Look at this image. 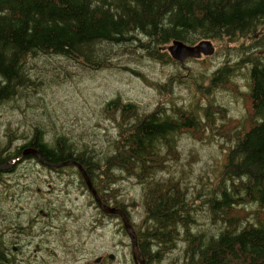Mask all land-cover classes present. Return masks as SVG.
<instances>
[{
	"label": "trees",
	"instance_id": "obj_1",
	"mask_svg": "<svg viewBox=\"0 0 264 264\" xmlns=\"http://www.w3.org/2000/svg\"><path fill=\"white\" fill-rule=\"evenodd\" d=\"M202 40L240 43L238 66L250 69L255 120L248 131L233 138L216 190L210 186L199 194L207 222H214L217 234L211 229L196 231L201 207L189 199L188 188L179 181L157 179L175 160L176 138L184 130L200 129V120L190 113L158 110L141 116L136 104L117 97L105 109L119 112L129 126L122 128L114 152L102 165L82 156L88 153L77 152L65 136H54L50 144L46 131L35 125L26 144L0 157V166L34 149L37 159L51 166L77 162L94 187L99 179L113 177L115 170L145 189L149 226L144 236L137 235L141 250L153 260L161 261L184 244L187 264H264V222L255 215L264 212V0H0V109L41 96L31 71L40 60L60 57L100 70L112 57L105 54L108 48L136 45L168 58L164 48L173 42L193 46ZM232 70L221 67L211 86L226 84ZM204 111L211 122L210 107ZM12 135L9 144L17 139ZM250 204L257 206L256 213L233 215Z\"/></svg>",
	"mask_w": 264,
	"mask_h": 264
},
{
	"label": "rangeland",
	"instance_id": "obj_2",
	"mask_svg": "<svg viewBox=\"0 0 264 264\" xmlns=\"http://www.w3.org/2000/svg\"><path fill=\"white\" fill-rule=\"evenodd\" d=\"M169 46L164 50L168 52ZM239 46L227 40L211 41L210 46H204L210 55L201 52L186 59L184 65L169 52L168 58L160 57L136 45L108 48L105 54L112 57L107 59L108 67L100 70L60 57L40 60L31 71L41 96L0 109V157L14 154L16 148L26 144L31 129L37 125L46 131L50 144L54 136H65L77 152L88 153L82 156L92 157L102 165L114 152L122 128L129 126L119 112L105 109L117 97L124 103L136 104L141 116L158 110L168 115L178 111L193 114L200 120L196 128L200 127L199 131L184 130L176 138L175 160L157 179L179 181L188 188L189 199L201 207L196 231L211 229L217 234L214 222H207L199 194L210 186L211 191L216 190L226 155L235 143L233 138L248 131L255 122L249 96L250 69L238 66ZM224 65L233 67L227 83L211 86L210 80ZM208 107L211 122L205 118ZM14 133L17 139L9 144ZM14 167L0 174V237L12 243L16 234L23 243L33 242L24 248V254L13 255L22 264H94L95 258L109 254L117 258L109 264H135L131 239L122 220L111 219L96 208L84 179L74 169L57 172L27 157ZM114 171L111 178L100 176L95 188L105 203L124 207L136 233L144 236L149 226L145 189L135 178L116 171L115 176ZM257 210L250 204L239 207L233 215L250 216ZM40 211L46 212L48 218L44 219ZM255 215L264 222V212ZM3 230L5 235H1ZM35 235L39 238L33 240ZM39 239L41 245L36 252ZM184 248L180 244L161 261L151 257L148 261L187 264Z\"/></svg>",
	"mask_w": 264,
	"mask_h": 264
},
{
	"label": "water",
	"instance_id": "obj_3",
	"mask_svg": "<svg viewBox=\"0 0 264 264\" xmlns=\"http://www.w3.org/2000/svg\"><path fill=\"white\" fill-rule=\"evenodd\" d=\"M207 44L210 46L211 42L210 41H207V42L203 41L199 45L189 46V45L184 44L183 42L175 41L168 48V51L170 52L171 57L173 59H175L176 61H179L181 63H184V61L186 59H189L190 57H192V58L197 57V56H199L201 54V52L202 53L204 52L205 54L210 55L211 53H209L208 51H205V48H204V46H206ZM211 51H212V49H211ZM28 150L31 151V153L29 155H32L34 157L39 158V156H40L39 152L37 150H34V149H26L22 153V158L25 157V156H29L28 154H26V152ZM20 159L12 160L8 164L0 166V171H5V170H8V169L12 168L14 163L19 161ZM69 165H77L78 166V168L80 169V171H81V173H82V175H83V177L85 179V182H86L89 190L95 195L96 200H97L100 208L103 210L104 213L120 215L121 219L123 220L124 227H125L128 235H129V237H130V239H131V241L133 243L134 257L136 258V260H139V264H146L144 260L140 259V256H139V251L140 250H139V245H138L137 234H136V232L134 230V227L131 224L126 212L123 211L122 209L113 208V207L108 206V205L104 204L103 202H101V200H100V198H99V196H98V194H97V192H96V190L94 188V185H93L90 177L88 176V174L85 171V169L80 164H78L77 162H75L73 160H70V161H67L66 163L57 164V165H53V166L57 167V168H61V167L69 166ZM135 250H138V251H135Z\"/></svg>",
	"mask_w": 264,
	"mask_h": 264
},
{
	"label": "flooded vegetation",
	"instance_id": "obj_4",
	"mask_svg": "<svg viewBox=\"0 0 264 264\" xmlns=\"http://www.w3.org/2000/svg\"><path fill=\"white\" fill-rule=\"evenodd\" d=\"M21 158V159H20ZM25 158V157H24ZM28 158H32L34 160H37L40 164H43L47 167H50V168H53L54 170H56L57 172H60L62 169L60 168H56L54 166H50L48 164H45V163H42L39 159H37L36 157H27ZM16 159H20L19 161L17 162H20L22 160V156L21 157H17V158H14V160ZM14 163L13 167L17 164ZM73 168L77 173H80L81 176H82V173L80 171V169L78 168L77 165H72ZM65 168H69V167H65ZM12 168H10L9 170H11ZM2 172V171H1ZM87 186V185H86ZM88 191L91 193L94 201H95V206L96 208L100 209V211L102 212V214L106 215L107 217H110L111 219L113 218H120V216L118 214H105L103 212V210L100 208L97 200H96V197L95 195L89 190V188L87 187ZM96 189V188H95ZM101 202H103L104 204L108 205V206H111L113 208H117L113 203L111 204H107L104 202L103 198H101L102 196L100 195V193L98 192V190H96ZM113 204V205H112ZM40 214L41 216L44 218V219H47L48 218V214L44 211H40ZM123 224V222H122ZM20 231H24L22 228H20ZM7 232H5L4 230L1 232V235H5ZM15 235V238H14V241L12 243H9L7 242L3 237H0V264H22V261L19 260L18 258L14 257L13 255L15 254H24L25 253V247H30L32 245V241H28L27 243H23V238H20L18 235L14 234ZM36 238H39V235H35L32 239L35 240ZM138 243H139V239H138ZM37 245L38 246H35V251L37 252V247H39L41 245V240L39 239L38 242H37ZM131 245H132V242H131ZM140 244H139V256H140V259L141 260H144L146 264H149V254L147 251L143 252L140 248ZM52 252H54V250H52ZM134 258V257H133ZM117 258H116V255L115 254H109L108 256H99L97 258H95L94 260V264H109L110 261H115ZM134 262L135 264H139V262H137L135 259H134ZM90 264V263H89Z\"/></svg>",
	"mask_w": 264,
	"mask_h": 264
}]
</instances>
